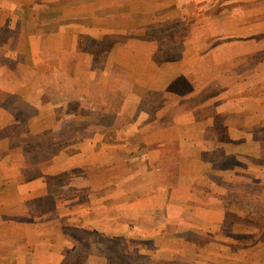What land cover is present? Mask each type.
Instances as JSON below:
<instances>
[{"label":"crops","instance_id":"0c3cea01","mask_svg":"<svg viewBox=\"0 0 264 264\" xmlns=\"http://www.w3.org/2000/svg\"><path fill=\"white\" fill-rule=\"evenodd\" d=\"M220 2L0 0V264H264V48L211 59Z\"/></svg>","mask_w":264,"mask_h":264},{"label":"rangeland","instance_id":"374dc122","mask_svg":"<svg viewBox=\"0 0 264 264\" xmlns=\"http://www.w3.org/2000/svg\"><path fill=\"white\" fill-rule=\"evenodd\" d=\"M197 20L210 31H200L199 44H204V33L215 31L213 37L208 38L209 45L222 48L217 49L211 58L213 61L233 62L239 55L240 44L246 45L248 59H254L251 50L255 45L264 48V0H221L213 11H199Z\"/></svg>","mask_w":264,"mask_h":264}]
</instances>
